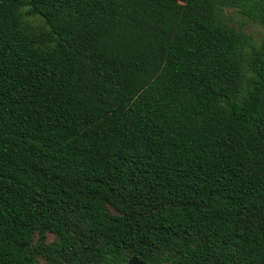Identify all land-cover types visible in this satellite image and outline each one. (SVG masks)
Returning a JSON list of instances; mask_svg holds the SVG:
<instances>
[{
  "label": "trees",
  "instance_id": "16d2710c",
  "mask_svg": "<svg viewBox=\"0 0 264 264\" xmlns=\"http://www.w3.org/2000/svg\"><path fill=\"white\" fill-rule=\"evenodd\" d=\"M228 8L264 25V0H0V264H264V40Z\"/></svg>",
  "mask_w": 264,
  "mask_h": 264
},
{
  "label": "rangeland",
  "instance_id": "374dc122",
  "mask_svg": "<svg viewBox=\"0 0 264 264\" xmlns=\"http://www.w3.org/2000/svg\"><path fill=\"white\" fill-rule=\"evenodd\" d=\"M226 16L230 24L241 27L248 33H251L256 43H260L264 40V25L249 19L234 8L226 9ZM56 239V235L52 232L47 233L46 237L43 238H41V234H37L34 244L36 245L43 241V244L48 245L53 243ZM38 262L39 264H51L50 261L43 256L38 257Z\"/></svg>",
  "mask_w": 264,
  "mask_h": 264
},
{
  "label": "water",
  "instance_id": "95a60500",
  "mask_svg": "<svg viewBox=\"0 0 264 264\" xmlns=\"http://www.w3.org/2000/svg\"><path fill=\"white\" fill-rule=\"evenodd\" d=\"M128 264H149L145 262L144 260H141L137 255H133L129 261Z\"/></svg>",
  "mask_w": 264,
  "mask_h": 264
}]
</instances>
